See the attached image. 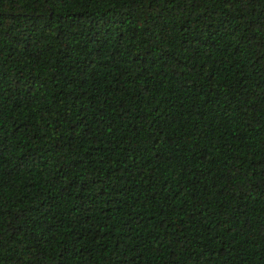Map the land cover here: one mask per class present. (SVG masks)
<instances>
[{"label": "trees", "instance_id": "1", "mask_svg": "<svg viewBox=\"0 0 264 264\" xmlns=\"http://www.w3.org/2000/svg\"><path fill=\"white\" fill-rule=\"evenodd\" d=\"M0 264H264V0H0Z\"/></svg>", "mask_w": 264, "mask_h": 264}]
</instances>
